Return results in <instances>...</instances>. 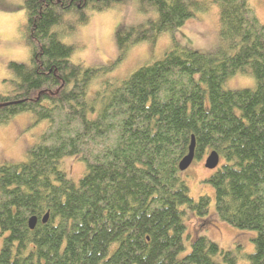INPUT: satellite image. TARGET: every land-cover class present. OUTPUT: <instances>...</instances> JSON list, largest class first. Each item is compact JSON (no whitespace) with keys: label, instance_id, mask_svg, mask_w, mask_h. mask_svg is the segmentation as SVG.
I'll list each match as a JSON object with an SVG mask.
<instances>
[{"label":"trees","instance_id":"obj_1","mask_svg":"<svg viewBox=\"0 0 264 264\" xmlns=\"http://www.w3.org/2000/svg\"><path fill=\"white\" fill-rule=\"evenodd\" d=\"M129 2L156 15L117 25L109 66L72 62L74 45L61 41L57 25ZM213 3L214 50L173 39L159 59L89 95L93 78L131 45L175 35ZM23 9L29 59L7 62L0 124L28 112L47 128L26 161L0 165V264H236L231 251L197 234L211 224L210 197H191L179 169L191 136L194 158L219 155L206 179L214 216L255 231L248 262L264 264V26L249 1L23 0ZM236 73L252 75L255 86L224 88ZM66 156L85 164L77 181L60 168Z\"/></svg>","mask_w":264,"mask_h":264},{"label":"rangeland","instance_id":"obj_2","mask_svg":"<svg viewBox=\"0 0 264 264\" xmlns=\"http://www.w3.org/2000/svg\"><path fill=\"white\" fill-rule=\"evenodd\" d=\"M255 10L260 22L264 26V0H248ZM88 21L72 25L66 19L60 28L61 41L74 45L71 55L72 62H81L85 66L104 68L109 66L117 57L114 32L118 24L141 22L147 17H154L155 11H139L131 2L113 5L102 11H89ZM25 11L23 0H0V93L10 89L12 75L7 68V62H26L29 59V49L23 39L21 25L24 22ZM54 26V30L58 27ZM74 26V27H72ZM218 6L213 3L207 12H199L187 19L183 26L176 30L175 35L161 34L154 43L141 41L131 45L125 57L112 69L99 72L89 85V95L102 86L105 79H123L134 70L159 59L165 50L171 48L173 39L199 51H211L218 41ZM226 89L253 88L255 79L252 75L236 73L224 82ZM47 122H34L28 112H21L12 116L7 122L0 124V165L26 161L28 150L36 144L40 135L46 130ZM207 153L200 158H193L190 165L182 171V176L193 198L199 195L210 197L209 214L211 224L198 228L197 234H202L216 242L222 249L231 251L236 256V264H249L247 254L254 251L253 238L255 231L238 229L227 223L218 221L214 216V190L206 181L213 169L204 166ZM219 163H221L219 161ZM67 175L77 181L85 171L82 160L73 156H66L60 162ZM188 230L197 224V219L191 216L187 221ZM5 234L0 233V249Z\"/></svg>","mask_w":264,"mask_h":264},{"label":"water","instance_id":"obj_3","mask_svg":"<svg viewBox=\"0 0 264 264\" xmlns=\"http://www.w3.org/2000/svg\"><path fill=\"white\" fill-rule=\"evenodd\" d=\"M194 138L191 136V142L188 148V153L180 160L179 169L184 171L192 162L194 158ZM219 163V155L216 151H210L205 159L204 166L208 169H214ZM47 215L44 216L42 221L46 220ZM36 223V218L30 217L28 220V225L30 228H33Z\"/></svg>","mask_w":264,"mask_h":264}]
</instances>
